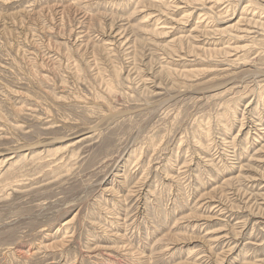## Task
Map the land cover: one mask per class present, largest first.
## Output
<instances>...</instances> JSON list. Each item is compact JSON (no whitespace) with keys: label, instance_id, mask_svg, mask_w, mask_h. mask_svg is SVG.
Wrapping results in <instances>:
<instances>
[{"label":"rangeland","instance_id":"1","mask_svg":"<svg viewBox=\"0 0 264 264\" xmlns=\"http://www.w3.org/2000/svg\"><path fill=\"white\" fill-rule=\"evenodd\" d=\"M0 264H264V0H0Z\"/></svg>","mask_w":264,"mask_h":264}]
</instances>
